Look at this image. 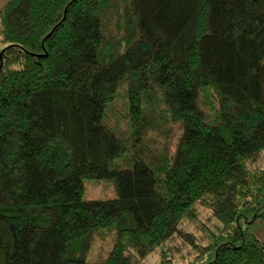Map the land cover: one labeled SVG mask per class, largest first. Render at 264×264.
<instances>
[{
    "label": "trees",
    "instance_id": "obj_1",
    "mask_svg": "<svg viewBox=\"0 0 264 264\" xmlns=\"http://www.w3.org/2000/svg\"><path fill=\"white\" fill-rule=\"evenodd\" d=\"M263 150L264 0L0 8V264H148L158 248L172 264L199 205L221 225L203 224L192 264H264ZM86 180L115 196L85 197Z\"/></svg>",
    "mask_w": 264,
    "mask_h": 264
},
{
    "label": "rangeland",
    "instance_id": "obj_2",
    "mask_svg": "<svg viewBox=\"0 0 264 264\" xmlns=\"http://www.w3.org/2000/svg\"><path fill=\"white\" fill-rule=\"evenodd\" d=\"M8 0H0V8ZM172 134L169 139V151L174 153L179 135L181 134V125L179 123H172ZM154 138H157L155 134ZM159 139V138H158ZM156 143L152 140V143ZM157 145V143L155 144ZM252 169L264 166V150L261 151L253 160L249 162ZM85 197H114L115 193L112 184L108 181H93L86 180ZM199 218L198 221H185L183 222L177 233L165 244V249L170 254L173 262L172 264H192V260L196 255V248L194 243L203 244L207 239V231L203 228V224L216 229L221 224L215 219L213 213L205 206L199 205ZM250 230L255 234L261 236L264 230V219L258 220L254 224H250ZM113 236L111 233H106L102 239L98 236L92 245L89 252L90 260H97L104 256L107 251L112 247ZM161 250L158 248L151 252L145 259L148 264H158L160 260Z\"/></svg>",
    "mask_w": 264,
    "mask_h": 264
}]
</instances>
